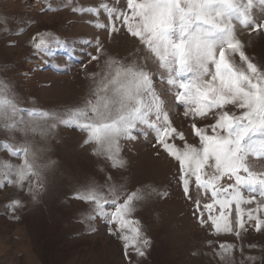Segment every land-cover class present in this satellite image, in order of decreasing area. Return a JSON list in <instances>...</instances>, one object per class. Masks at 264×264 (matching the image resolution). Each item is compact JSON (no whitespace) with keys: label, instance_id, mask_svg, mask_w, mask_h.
<instances>
[{"label":"rangeland","instance_id":"374dc122","mask_svg":"<svg viewBox=\"0 0 264 264\" xmlns=\"http://www.w3.org/2000/svg\"><path fill=\"white\" fill-rule=\"evenodd\" d=\"M101 2L120 9L126 6V0H0V81L8 86L5 98L25 110L21 115L27 121L14 132L0 123V264H264V227L256 231L255 221L245 215L246 230H239L237 236L235 205L230 209L232 232H217L206 212L201 218L194 201L199 198L202 207L211 202V194L198 196L193 178L191 199L185 196L179 164L157 143L155 130L137 125L139 131L133 132L136 139L122 137V165L113 167L104 147L85 142L86 132L51 118L83 107L109 72L111 61L143 63L147 54L124 30L109 35L107 28L97 27L98 23H108L103 13L96 17L72 10L98 7ZM253 15L258 20L264 18L258 0ZM46 33L66 46L55 48L52 56L38 54L33 38L38 42ZM235 35L245 55L264 68V30L249 31L236 23ZM92 56L98 58L93 60ZM234 59L240 63L238 55ZM148 70L172 126L184 135V140L173 135L168 142L181 151L185 143L198 146L193 120L185 117L183 106L177 105L168 91L167 75L161 79L163 69L153 62ZM28 112L35 115L30 117ZM195 122L203 127L213 118ZM5 144L13 148L26 145L29 159L35 156L40 179L32 178L39 185L34 199L27 192V182L23 191L14 185L2 186L5 174L14 181L16 169L23 163L5 151ZM5 164L12 167L6 169ZM249 164L264 171V158L250 157ZM231 182L227 177L221 180L222 185ZM93 188L109 199L111 188L121 203L128 194H143L134 201L130 219L138 221L143 236L150 241L144 256L130 248V259L126 257L124 242L110 234L104 217L84 219L91 205L74 197ZM15 199L23 206L12 210L9 205ZM254 207L255 202L241 205L244 210ZM218 212L217 207L214 214ZM255 215L264 219V211Z\"/></svg>","mask_w":264,"mask_h":264},{"label":"snow or ice","instance_id":"6c2138e0","mask_svg":"<svg viewBox=\"0 0 264 264\" xmlns=\"http://www.w3.org/2000/svg\"><path fill=\"white\" fill-rule=\"evenodd\" d=\"M258 2L264 11V0ZM256 4L257 0H126L123 9L106 2L98 7H74V12L96 17L103 13L108 23H98L97 27L107 28L109 35L124 30L140 42L147 54L143 63L134 61L126 65L111 61L109 72L83 107L51 118H59L86 132L85 142L104 147L113 167L122 165L119 159L122 137L136 139L133 132L139 131L137 125L155 130L157 143L179 164V182L185 196L191 199L193 178L198 196L211 194V202L203 203L202 207L199 198L194 201L201 218L208 213L207 220L217 232H232L235 224V234L239 236V230H246L247 215L249 221H255L256 231H260L264 219L255 213L264 211V171L254 170L249 158H264V68L245 55L235 35L236 23L249 31L264 30V18L258 20L253 15ZM96 44L99 53L98 40ZM65 46L51 34L40 35L38 42L33 38L34 49L45 56H52L55 48ZM236 55L240 63L235 61ZM149 62L163 69L161 79L167 75L168 91L175 96L176 104L183 106L185 117L193 120L191 127L199 140L198 146L185 143L181 151L168 142L173 135L184 140V135L172 126L169 113L154 89ZM7 92L8 86L0 81V123L14 132L27 121L21 115L25 110L5 98ZM210 116L212 123L197 126V119ZM3 147L23 163L16 169L14 181L5 174L6 184L2 186L14 185L23 191L27 182V192L34 199L39 185L32 178L37 182L40 179L35 156L29 159L26 145ZM4 167L10 169L12 165ZM225 177L232 182L222 185ZM109 194L111 199L93 188L77 193L74 198L91 205L84 219L100 216L107 220L110 234L124 242L126 257L130 259V248L136 255L144 256L150 241L143 236L138 221L130 219L134 201L142 199L143 194H128L122 203L111 188ZM254 202V208H241L242 204ZM232 205L236 213L234 224L230 219ZM22 206L19 199L9 205L12 210ZM217 207L219 212L214 214Z\"/></svg>","mask_w":264,"mask_h":264}]
</instances>
